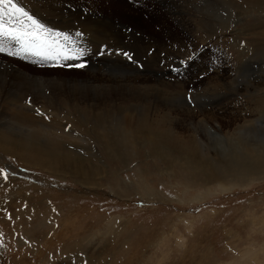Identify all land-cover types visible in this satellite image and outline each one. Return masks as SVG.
Wrapping results in <instances>:
<instances>
[{
  "label": "rangeland",
  "instance_id": "rangeland-1",
  "mask_svg": "<svg viewBox=\"0 0 264 264\" xmlns=\"http://www.w3.org/2000/svg\"><path fill=\"white\" fill-rule=\"evenodd\" d=\"M63 1L64 6L72 12L79 11L84 21L85 17L103 20L102 13L108 9V6H100L97 11L90 6L92 1L99 5L100 2L112 0ZM160 1L113 0V3L116 4L119 15L127 18L133 17L131 20L136 21L145 18L144 13L142 17H136L140 15L142 9H146L152 15H157L162 10L166 11V7L159 4ZM230 1L234 4L232 13L227 14L225 10L221 12L220 9L213 7L206 9V12H211L213 16L224 18L217 26L206 24L209 20L204 19L197 11L192 10L191 14L187 12V19L192 23L187 36L183 34L182 37L192 49L189 48L188 52L187 47L183 48L181 52L183 56L177 62L173 58L164 60V64L168 60L167 64L171 65L158 63L159 65L155 68L160 69L161 74L155 75L154 72L147 71L148 69L137 71L138 74L145 75L146 80L148 76L150 77L148 81H140L138 88L148 95L160 94L161 96L164 91L158 88H163V85L158 86V82L177 73V68L173 71L168 66L179 65L186 61L181 65L185 67L192 63V67L196 70V73L191 75L194 77L192 81L200 80V82L190 85L183 90L182 96L165 105L168 108L174 106L175 113L179 106L198 110L210 109L216 113L217 122L210 121L209 123L214 127L218 126L217 128L226 135L233 131L237 132L250 122H256L260 130L256 131L254 136L252 134L248 142L264 145V115L259 113L257 107L264 105V54L256 59L255 64L246 63L243 71L247 77L239 83V86L233 83L236 77V66L231 64L235 62L236 56L244 52L245 57H250L253 50L264 49V0ZM17 2L37 20L42 21L47 28L65 33L50 24L47 25L44 21L50 19L59 22L64 19L65 16L62 13L64 10H57V0H17ZM122 3L125 5H120ZM200 20L204 22L203 25L196 23ZM173 24L177 27L176 21H173ZM120 27L123 28L121 24ZM124 29L131 31L129 25ZM132 33L139 34L136 31ZM68 35L74 42L73 47L80 49V40H77L74 34ZM0 46L6 49L0 52L1 70L6 71L0 77V97L3 99L18 95L19 89L16 83L20 75L41 77L45 74L63 77L67 80L76 78L81 81L83 80L81 78L88 73L87 67L89 68L92 63L89 61L88 66L84 64V61L67 64L70 60L62 59L54 51L51 52L54 59L50 60L45 53L38 54L41 50L25 51L21 42L7 37H0ZM205 50L212 54H203ZM13 52L17 54L12 55ZM215 52L224 59L217 68L213 67L214 64H210L217 62ZM123 55L127 56L125 53ZM32 57L38 59L40 64L47 63L51 66L47 68L61 71L76 70L77 72L51 71L45 73L41 71L45 66L35 65L37 62L31 59ZM54 62L66 64L67 67L72 68L58 65L54 68ZM79 64L84 66L78 69L76 65ZM123 73H125L124 70L117 68L107 69L104 72L107 76L111 74L119 77ZM11 79L15 83H12ZM229 84L236 85L237 89H240L238 99L245 108L237 117L232 111H225L221 108L223 103L221 106L217 104L220 100H191L190 98L191 92L200 93V90L216 89L228 93ZM41 92L44 96H49L44 87H41ZM231 95L227 94V96ZM76 96L81 97L80 94ZM64 97L69 98L70 92ZM56 98L61 99V96ZM119 102L120 100L117 99L114 103L115 107L119 106ZM151 102L157 104L155 100ZM162 105L163 102L157 104L158 112L149 113L150 119L154 117L153 121L156 118L158 120L152 122L154 125L152 134L157 136L165 132L167 135L170 134L168 135L170 141L179 140L180 143L175 153H180V157L187 159L189 156L185 154V150L188 147L184 144L191 140L187 135L193 137V132L189 134L183 131L179 134L176 127L168 124L164 118L162 110L168 111V108ZM249 107L255 111L248 112ZM18 112L39 116L44 114L35 108L26 109L24 107H19ZM130 113L141 118L139 115H143L144 112L131 109ZM178 114H174L178 120L184 118L183 115ZM124 115L129 116L130 114L127 112ZM75 117L82 122L84 119L87 120L80 112ZM204 117L200 115L196 121H202ZM231 117L238 120L239 127L236 129L235 127H225L226 129L222 127V129L220 122L229 121ZM71 118L63 116L61 119H64L65 123ZM44 124H48L44 125L46 128L24 124L22 130L19 127L0 125V140L22 145L23 152L36 155L39 153L40 157L49 156V153L50 156L55 157L56 154L61 155L68 149L66 152L71 154L73 152V155H77L74 156L75 158L80 157L79 159L85 164V169L93 176L85 183L81 177L71 171L49 168L38 163H27L23 159L6 153L0 147V169L8 173L7 179L0 174V264H264V178L251 179L243 185L234 184L226 188L223 183L217 182L218 180L208 183L203 181L202 175L194 173L191 167L183 169L180 166V158L177 159V163H174L172 157L161 155L157 147L159 144L153 146L149 143H139L129 163L117 159L107 160L103 158L105 157L104 151L100 158H94L92 154L94 152L96 154L97 147L92 142L83 145L79 139L68 135L71 133H65L67 134L65 135L60 127L59 130H54L57 128L55 123ZM118 127L119 125H114L115 129ZM82 128H85L86 133L91 132L92 125L86 124ZM46 129L55 132L50 134L51 132ZM28 140L39 141L40 144L34 148L28 144ZM93 142L99 143L97 139H93ZM214 145L221 154L226 155L227 150L222 145L216 143ZM224 145L227 144L224 143ZM91 149L96 150L92 153ZM199 149L205 155L208 150L213 154L216 152L213 147L207 149L201 146ZM228 181L230 180H225L224 183L229 185ZM203 192V197L194 201V198Z\"/></svg>",
  "mask_w": 264,
  "mask_h": 264
},
{
  "label": "bare ground",
  "instance_id": "bare-ground-1",
  "mask_svg": "<svg viewBox=\"0 0 264 264\" xmlns=\"http://www.w3.org/2000/svg\"><path fill=\"white\" fill-rule=\"evenodd\" d=\"M57 1V10H64L62 11L63 15L65 16L64 19L59 20V22H54L50 19L44 21L47 23V25L50 24L55 29H60L68 34H74L77 37V40H80V49L84 50V55L82 57L88 59V61H92L89 68L87 67L88 73L86 76L81 78L83 79L81 81L77 80L76 78H73V80H67L63 77H53L52 75L50 76L45 74L41 77H35L36 75L32 77L26 76V74L20 75L19 80L16 83L19 89L18 95L15 94L16 96H9L6 99L0 97L1 126L9 125V127H19V129L21 128L20 130H22L24 124H32L35 125L34 127H44V125H48L44 123L52 122L57 126V128L54 130H59L60 127V129H63L64 134L71 133L68 135H71L75 139H79L83 145L92 142L93 145L97 147L96 154H94L95 152L93 153V151L96 149H91L94 158H100L104 151L105 157L103 156V158H106L107 160L117 159L125 163H129V159L134 157V154L136 153L135 147L139 143H149L153 144V146L159 144L157 147L161 155L172 157L174 163H177V159L180 158V166H182L183 169L191 167L194 173L203 176V181L209 183L210 181L218 180L217 182L223 183L225 188L232 187L234 184L243 185L251 179L264 178V145L250 143L251 141L248 142L249 137L252 134L254 136L255 132L260 130L259 126H257L258 124L256 125V122H253L255 124L250 122L237 130V132L233 131L231 134L226 135L223 133V131L217 128L218 126L214 127L209 123L210 121L217 122V120H215L216 113L210 111V109L208 110L202 108L198 110L179 106L177 113H175V109H173L174 106L168 108L165 105L167 103L174 102L179 96H182L183 90L188 88L190 85L198 84L200 82V80L192 81V78L194 77H191V75L196 73L195 68L192 67V63L185 65V67L181 65L186 61L179 65L173 64L175 66H168V68L173 71L174 68H177V73H174L175 75H169L167 79L165 78L158 82V86L163 85V88H158L164 91L163 93L161 92V96H159L160 94L157 96H154V94L148 95L145 91H142V89L138 88V86H140L138 84L140 81H148L150 77L148 76V80H146L147 77H145V75L142 76V74H138L137 71H140V69L146 71L148 69L147 71L154 72L155 75L158 73L161 74L162 71L155 68L157 65H159L158 63L163 62L164 64V60L168 58H173L175 62H177V60L183 56L181 55L183 48L187 47L188 52L189 48L192 49L189 43L184 42L182 37V35H186L187 31L191 28L190 25L192 22L187 19L188 13L191 14L192 10L194 12L197 11L204 19L209 20V22L206 24H214V26H217L220 24L219 21L224 20V18L213 16L211 12H206V9L208 7H213L220 9L221 12L225 10L227 14L228 12L232 13V7L234 8L232 1L161 0L159 4L164 5L166 7V11L162 10L157 15L153 14V16L146 9H142L143 12L140 10L141 16L138 14L136 17H142V14L144 13L145 18H141L140 20L136 21L131 20L133 17L127 18L119 15V11L116 8V4L113 3V0L110 2H100L99 5L95 1H92L90 6H92L93 9L99 10L100 6H108V9H105L104 13H102L104 16L103 20H94L89 17H85L84 21H82L81 16L78 13L79 11L72 12V10H69V8L64 6L65 3L63 0ZM120 5L125 4L122 3ZM173 21L177 22V27L174 26ZM196 23L203 25L204 22L200 20ZM120 24L123 28L120 27ZM127 25H129L131 31L124 29V27H127ZM158 26H160V28L157 29L156 27ZM155 28L157 29V32L155 31ZM133 31H136L139 34L134 35V33H132ZM77 33H80L81 35L78 37L76 35ZM61 38L60 41H63ZM127 52L128 55L124 57L123 53ZM210 53L212 54V52L208 50L203 51V54L205 55H209ZM261 54H264V49L262 48L253 50L252 55L250 57L247 56L248 58L245 57V52L236 56L235 62H231L232 65L236 66V77L234 80L232 79L234 84L239 86V83L244 81L245 77H247V74L245 71H243L246 63L251 62L255 64L257 62L256 59L259 58ZM129 56H131V59L128 58ZM214 56L216 57L217 62H211L210 64H214L213 67L217 68L219 63L223 62L224 59L216 52ZM189 58H187V60ZM95 61H97V64H95ZM167 61L164 65H171L170 63L167 64ZM47 67L51 66H45L42 68V70H38H41L45 73L51 71H61ZM53 67L55 68L56 66ZM111 68L122 69L125 71V73H123L120 77L113 76L111 74H109V76L105 75V70ZM14 70L15 69H13V71ZM71 71L77 72L76 70L68 69L62 70L61 72ZM5 72L6 71L1 70L0 65V77H2ZM13 82L14 81H12V83ZM236 85H228V93L232 94L231 96H227V92H220L215 89L207 91L200 90V93L191 92L190 98L191 100H220V102L217 104L221 106L223 103L221 108H223L225 111H232L234 116L237 117L239 114H241V110H245V108L242 106V104H240L241 101L238 99L240 89H237ZM41 87H44L48 91L49 96H44L42 94ZM10 88L12 89V87ZM155 88L156 87H154V89ZM68 92H70V97L65 98L64 95ZM56 94L59 95L56 96ZM76 94H80L81 97L76 96ZM60 96L61 99L56 98ZM183 97H186V95H183ZM117 99L120 100V102L118 103L119 106L115 107L114 103L117 101ZM152 100H155L157 104L163 102L162 106L168 108V111L162 110V114L164 115V118L168 124H173L176 127L179 134H182L183 131L188 132L189 134L193 132V137H189V135H187V137L191 140L184 144L188 147L187 150H185V154L189 156L187 159L180 157V153H175L177 151L175 149L178 148L180 143L179 140L175 139L170 141L168 139V135L170 134L167 135L165 132L162 135L159 134L157 136L152 134L154 126L152 125V122L154 123L157 118L153 121L154 117L151 116L152 118L150 119L149 113L151 111L158 112L157 108H159L157 107V104L151 102ZM19 107H24L26 109L35 108L38 112H41V114L44 113L42 114L44 116L22 114V112H18ZM164 107L163 109H165ZM257 107L259 113L264 115V105ZM131 109H137L138 111H142L144 113L143 115H139L141 116L140 118L138 115H132L130 113ZM247 110L250 113L255 111L252 109V107H249ZM59 112L61 114H59ZM78 112H80L83 118L86 117L87 120L84 119L82 122L76 118L75 116ZM127 112H129V116L124 115ZM174 114L183 115L184 118L178 120ZM152 115L154 114L152 113ZM200 115L205 117L202 119V121H199L201 120L199 119V122H197L196 120ZM63 116L72 118L69 120V122L64 123V119H61ZM237 121V119L231 117V120L225 121L224 123L220 122V125L221 128L235 127L236 129L239 127L237 125ZM116 122L117 124H115ZM86 124L92 125L91 132L86 133L85 128H82L85 127ZM114 125H119L118 129H115ZM44 128H46V126ZM157 129V131H159V128ZM46 130L49 131V129ZM54 130L49 131L51 132L50 134H53ZM196 133L198 134L197 136ZM38 134L39 133H37V135ZM43 134L45 133L43 132ZM64 134L63 136L65 137L67 134ZM173 134L175 133L173 132ZM58 138L60 139L61 137ZM41 139L43 138L41 137ZM93 139H97L99 143H94ZM27 142L31 147L34 148H37L40 144L39 141L37 142L35 140H28ZM75 143L78 144L77 142ZM215 143L222 145V147L227 150L226 155L220 153V151L215 147ZM224 143L227 145H224ZM49 145L51 147V144ZM57 146L59 147V145ZM191 146H193V149H191ZM201 146H204L207 149H211V147H213L216 152L213 154L208 150L205 155L199 149ZM0 147L3 148L6 153L23 159L27 163H38L49 168H61L64 171H71L73 174L81 177L85 183H87L88 180H90L93 176L92 173L85 169V164L79 159L80 157L75 158L74 156L77 155H73V152L72 154L70 152H66L68 149L61 153V155L56 154L55 157L50 156V153L49 156L40 157L41 154L39 153L36 155L32 154L31 152H23L22 145L20 146L19 144H14L9 141L6 142L0 140ZM179 148L181 149V147ZM167 149H169V151ZM225 180H230L228 181L230 184L228 183L229 185H226L224 183ZM203 195L204 192L200 193L198 197L194 198V201H198L199 198L203 197Z\"/></svg>",
  "mask_w": 264,
  "mask_h": 264
},
{
  "label": "snow or ice",
  "instance_id": "snow-or-ice-1",
  "mask_svg": "<svg viewBox=\"0 0 264 264\" xmlns=\"http://www.w3.org/2000/svg\"><path fill=\"white\" fill-rule=\"evenodd\" d=\"M76 35H81L77 33ZM0 37H7L21 42L25 51L46 50L57 52L64 60H78L84 55L83 49L73 47V41L67 33L55 32L47 28L33 15L19 6L17 0H0ZM62 37L64 43H61ZM6 49L0 46V52ZM16 55L17 53H11ZM38 54H44L43 51ZM103 54V53H101ZM125 55H128L125 53ZM131 59V56L128 57ZM83 67V64L76 65ZM4 179L8 173L0 169Z\"/></svg>",
  "mask_w": 264,
  "mask_h": 264
}]
</instances>
